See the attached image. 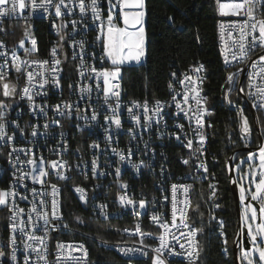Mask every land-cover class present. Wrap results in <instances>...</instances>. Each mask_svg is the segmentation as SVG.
I'll list each match as a JSON object with an SVG mask.
<instances>
[{
    "label": "built area",
    "instance_id": "1",
    "mask_svg": "<svg viewBox=\"0 0 264 264\" xmlns=\"http://www.w3.org/2000/svg\"><path fill=\"white\" fill-rule=\"evenodd\" d=\"M65 2L68 8L61 6L64 15L60 17L56 16L54 7L59 0H52L51 5L47 4L46 0H35L36 7H33V0H25L23 10L17 4L15 12L9 11L0 16V43L3 44L0 53L5 54L0 55V72L4 74V79L0 80V101L8 105L0 109L3 113L0 123L5 125L7 133L4 140H0V191L18 193L15 201L18 208L24 209V213L17 214V227L23 226L26 232L34 231L36 236L42 237L41 243L39 240H28L27 236H21L18 230L16 233L12 232L10 218L13 213L9 211L12 197H9V205L0 206V211L4 210L6 215V264H13L9 258L13 251V245L10 243L12 235L16 236L15 264H24L26 255L30 264H98V261L91 258L93 249L113 254L122 264H153L157 258L163 260L164 264H197V233L195 236L191 235L195 229L189 223L191 193L196 186H191L187 192L182 186H189L190 179H197V170H204L203 167H198L199 165L206 166L208 149L205 147V140L200 142V136L202 134L205 137L207 126L204 113L210 111H204L201 104L197 105L196 99L199 97L194 99L195 93L189 90L193 86L199 90L202 66L196 63L185 70L170 71L166 96L161 99L128 97L123 89L121 77L110 82L111 85H118L111 88V91L119 92V96H112L110 91L106 98L103 78L97 77L91 71L92 67L98 71H111L105 57L103 62L100 59L104 53L101 42L97 40L98 22H93L90 10L81 16L79 0ZM100 2L103 5L102 15L106 19L107 0ZM237 2L240 0H220V3L228 4ZM85 3L89 4L90 0H85ZM7 7L10 9L11 4ZM69 9L72 10L71 14H68ZM246 10L247 7L237 16H221L223 28L220 48L224 51V64L230 70L228 77L232 76V80L228 79V82L235 84L237 81L240 86L245 81L246 93L239 87V94H244V101L250 111H253V115L255 111H260L264 117V107L261 106L264 105V94L261 93V89H264V62L259 61V57L264 55V48H255L247 57L241 56L239 48L240 26L247 20L244 15ZM115 11L118 13L119 9ZM262 11L264 8L256 4V20L264 19ZM73 20L77 22L75 29L71 23ZM9 22H19L26 26L25 36L13 45H8L3 38L5 24ZM116 23L117 26L124 27L122 16H118ZM62 24L66 27H61ZM40 25L44 26L48 35L44 51L34 36ZM256 34L258 35V32ZM61 36L64 37L63 40ZM32 39L36 40L35 49L31 44ZM81 41L85 49L83 52L79 43ZM53 48L56 49L55 55L52 54ZM13 53L20 61L28 62L22 66L20 72L13 66ZM55 60L60 61L59 65L54 63ZM34 61L36 63H33ZM44 61L48 63L43 64ZM140 63L142 56L138 61V64ZM253 63H256V67L252 66ZM69 67L70 73L64 71ZM81 71L83 75L80 74ZM28 72L34 76L31 85L27 79ZM53 76L58 79V86ZM241 77L243 80L239 82L237 79ZM45 78L48 83L41 88L39 85ZM4 83H8L10 88L15 87L13 95H3ZM25 87L31 89L33 106H30L29 100L24 96ZM186 93L189 96L187 103L184 101ZM177 104H180L181 108H177ZM57 105L59 111L56 110ZM65 105L71 107L66 108ZM157 107L161 109L159 113L156 111ZM41 108L44 109L43 112L40 111ZM113 109L121 121L120 127H116L111 119L114 115ZM129 109H132L131 113ZM93 114L96 115L95 120L91 118ZM133 116L139 117V123ZM106 117L109 119L106 120ZM198 118L202 121V127L197 124ZM241 118L239 140L244 146L242 149H250L253 142L252 133L250 128L247 134L241 131ZM33 129L37 131L36 136L32 135ZM256 131L259 132L257 129ZM8 136L13 139L9 141ZM189 140L193 142L191 148L187 146ZM258 147H264L262 139ZM184 149H192L193 157H184ZM121 155L124 156L123 160L120 159ZM234 155L235 152L230 155L228 162H233ZM40 157L46 162L63 163L64 167L60 171L65 178H59L46 164L49 175L44 178V185L33 183L30 176L23 180L18 179L24 172L31 171L27 160L35 158L39 161ZM94 160L97 165L95 173L92 171ZM185 160L188 161L187 164L183 162ZM117 169L120 170L119 174ZM232 173L237 188L234 167ZM203 182L205 195H211L212 177L207 171L205 180H197V185ZM22 184L27 187H22ZM53 184L58 189L55 196L52 195ZM173 184L181 186L177 188L178 207L186 212L189 227H184L179 216L177 226H171ZM77 187L84 190L83 201L80 199L81 194L75 191ZM31 189H36L35 197ZM40 193L44 195L41 196ZM66 193L76 200L78 210L84 217L76 216L75 220L80 223L79 226L66 221L63 211ZM21 195L27 196V199H21ZM121 196H124L126 201L131 199L134 203L127 204L125 201L122 204ZM41 199L46 201L43 207L40 206ZM53 199L57 202L56 214L59 218H53L51 215ZM185 200L189 202V207H185ZM33 201L38 212L49 213L48 225H44L37 213H31ZM140 201L145 202L144 208L139 207ZM257 204L260 206V202ZM206 211L211 223L221 227V221L214 214V210L206 206ZM29 213L32 215V223H28ZM154 215L159 217L158 221L153 220ZM21 219L25 221L24 225H20ZM165 221L170 225L167 230L160 226ZM114 223L117 225L110 226ZM90 225L100 226V232L89 231ZM105 228L110 229L112 235L118 236V240L102 238L100 233ZM161 236L164 237L165 244L162 248ZM25 244H31L33 247L25 249ZM58 245L63 247L58 248ZM80 245H83V248H80ZM157 248L161 249L160 253L155 251ZM189 252L193 254L190 256ZM41 256H46V259H40ZM238 258L241 260L239 251Z\"/></svg>",
    "mask_w": 264,
    "mask_h": 264
},
{
    "label": "trees",
    "instance_id": "2",
    "mask_svg": "<svg viewBox=\"0 0 264 264\" xmlns=\"http://www.w3.org/2000/svg\"><path fill=\"white\" fill-rule=\"evenodd\" d=\"M214 2L215 0H144L146 50L143 62L122 66L121 79L128 97L161 99L166 96L170 71L185 70L196 63L202 66L201 87L207 100V111H210L205 125V147L208 149L206 167L215 186V195H205V182L197 185V180H205V171L202 178L193 179L191 186L196 187L191 193L189 223L198 230L197 264H234L232 248L237 234V218L226 164L230 155L235 152V168L239 160L248 153L242 150L244 146L239 140L241 111L251 130V147L254 149L258 148L260 142L256 129L264 146V117L260 111H255L253 115L239 94V87L246 93L245 81L240 86L237 81L235 84L228 82L230 70L221 61L218 50ZM24 27L26 26L19 22L6 23L3 34L6 43L13 45L21 40L26 34ZM34 36L44 51L48 38L44 26L40 25ZM64 71L70 73L71 69L65 68ZM206 206L214 210L218 219L223 221L221 227L211 223ZM63 211L69 224L79 226L76 216L84 218L78 210L76 200L68 193L64 195ZM99 227L90 225L88 230L100 232ZM100 236L107 240H118V236L112 235L108 228ZM227 241L230 246L225 250ZM0 242V251L5 256L3 262L6 264L8 246L4 210L0 211ZM91 258L98 261V264H122L113 254L98 249L92 250Z\"/></svg>",
    "mask_w": 264,
    "mask_h": 264
},
{
    "label": "snow or ice",
    "instance_id": "3",
    "mask_svg": "<svg viewBox=\"0 0 264 264\" xmlns=\"http://www.w3.org/2000/svg\"><path fill=\"white\" fill-rule=\"evenodd\" d=\"M47 4H52V0H46ZM108 3V12L106 19L102 15L103 12V5L101 4L100 0H90L89 4L85 3V0H79V11L81 16H84L87 14V12L90 10L92 13L93 22L97 23V29L99 31V35L97 36V40L101 42L102 49L104 55L101 56V62H103L104 57L106 56L108 60L111 61V64L114 66L121 65L125 62V60H137L139 61L140 57L144 55V26H143V18H144V0H107ZM218 7H219V14L221 16H228L233 15L237 16L240 15L241 11L244 10L247 7V10L244 12V15L247 17V20H245L244 24L240 26V52L242 57H247L249 52L254 50L255 48H264V19H261L259 21L256 20L255 17V5L260 4L262 8H264V0H240V2L237 3H220V0H217ZM11 4V8L9 9L7 5ZM17 4L19 5V8L23 10L25 8V0H0V16L5 15L9 11L15 12L17 8ZM61 6L64 8H68L67 3L65 0H59V3L55 4V14L57 17H60L64 15V13L61 10ZM33 7H36L35 0H33ZM119 9V12L117 13L115 10ZM125 9H137L138 11H125ZM72 10L69 9L68 14H71ZM264 15V11L261 13ZM118 16H122L123 25L124 27L117 26L116 20ZM251 21V23H249ZM73 29H75L76 21L73 20L72 22ZM55 26V25H54ZM61 27H66V25H61ZM221 28H223V24H221ZM60 29H58L59 33ZM258 32V35L256 34ZM251 37L249 40L248 38ZM64 37L61 36V40H63ZM81 52H83L84 44L83 41L79 42ZM31 44L33 46V49L36 47V40L32 39ZM3 47V44L0 43V48ZM21 47H23V42H21ZM27 52L28 50L25 49ZM52 54H56V49L53 48ZM0 55H5L4 53H0ZM236 58L235 55L233 57ZM19 61V63H17ZM260 62H264V55H261L259 57ZM13 62L14 67L16 68L17 72L22 71V66L26 65L27 61H20V58L13 53ZM83 57H81V63L83 64ZM33 63H36L35 61ZM43 64H47L48 61L42 62ZM54 63L56 65H59L60 61L55 60ZM253 67H256V63H253ZM200 69H196V71H199ZM53 71H57V69H53ZM91 71L96 74L97 77L103 78V85H104V92L105 97L107 98L109 95V92L111 91V88L118 87V85H111L110 82L112 80H115L119 74L120 70L118 67H116L114 70L109 71L107 69L98 71L95 67L91 68ZM242 71V70H241ZM83 75V71L80 73ZM4 79V74L0 72V80ZM27 79L29 85L32 84V81L34 79L33 73L28 72L27 73ZM187 80H191L190 77H186ZM229 81L232 80V76L230 75L228 77ZM53 80L55 83L59 84L58 79L53 76ZM48 83L47 78L44 79L42 83H40V87L43 88L45 84ZM183 83V81H181ZM99 86V85H98ZM190 91L195 93L194 99L196 97L200 96V92L196 86H193L189 89ZM243 91V89H241ZM16 89L13 86L12 88L9 87L8 83L3 84V95L5 97L11 96L15 93ZM24 96L27 97L29 100L30 106H33V96L31 95V89L30 87L23 88ZM261 93L264 94V89H261ZM40 94V93H37ZM112 96H119V92L111 91ZM23 98V97H22ZM203 98L196 99V104L200 105ZM189 100V96L187 93L184 95V101L187 103ZM159 103V102H158ZM264 107V105H261ZM8 105L0 101V109L6 108ZM66 108H70V105H65ZM117 107L119 105L117 104ZM177 108H181L180 104H177ZM56 110L59 111V105L56 106ZM183 110V109H181ZM41 112L44 111L43 108L40 109ZM145 111L147 112V107L145 105ZM157 113L161 111L159 107L156 109ZM129 112H132V109H129ZM113 117L111 118L113 123L116 125V127H120L121 121L117 115H115V109H113ZM186 114V113H185ZM210 114V113H209ZM3 113L0 112V118H2ZM242 128L241 131L245 134L249 133V127L247 119L243 117L242 111ZM93 120L96 119V115L93 114L91 117ZM133 118L139 123V117L133 116ZM109 119L106 117V120ZM197 124L199 126H203L201 119H197ZM45 128H47V124L45 125ZM7 133L5 132V125L3 123H0V140H4ZM32 135L36 136L37 131L33 129ZM7 139L11 141L13 139L12 136H8ZM179 139V137H177ZM205 140V137L201 134L200 136V142L203 143ZM192 141L189 140L187 146L191 148ZM98 147V145H97ZM13 151H16V149H13ZM23 151V150H21ZM199 151V149H197ZM256 153H249L248 160L253 161L256 158ZM259 164L252 166L250 165V172L247 174L250 176V183L254 184L255 191H252L251 188L245 189L243 185L240 187V201L243 205L246 200V191L250 193L251 200L253 201H259L260 207L257 209L254 207L251 203H248L244 205L245 211L244 215L242 217L244 224L247 227L248 235L251 238V243L253 245L251 250H243V254L245 258L248 261V264H264V222L257 224L255 230L253 229L252 225L254 222L257 221L258 213L261 218H264V147L260 148L259 154ZM18 159V158H17ZM120 159L123 160L124 156L121 155ZM11 163V161H9ZM185 164L188 163L187 160L183 161ZM28 165H31V171L30 172H24L21 177L18 179L23 180L27 177H31L33 183H40L41 185H44L46 183L45 177L49 175V172L46 170L45 165L48 164L50 168L56 172L57 176L61 179L65 178L60 171L64 167L63 163H60L58 161H50L46 162L43 157L39 158V161L35 158H30L26 162ZM243 163V162H242ZM15 167V165H13ZM96 161L94 160L92 162V171L93 173L96 172ZM134 167H138L137 165H134ZM198 167H203L204 171H207V167L203 164L199 165ZM117 174H119V169L116 170ZM258 177V179H257ZM235 183V181H233ZM22 187H27L26 185H21ZM181 187L178 185L173 184L172 185V224L171 226H177V218L179 216L180 222L184 224V227H189L187 224V214L186 212L178 207V201H177V188ZM185 189V192H187L188 188L191 186H182ZM211 188H214V185H210ZM52 188V195L55 196L58 193V189L56 188V185H51ZM76 192L80 193V199L83 201L85 199L84 190L82 188L77 187L75 189ZM33 197L37 195L36 189H31ZM18 195L16 191L8 192V191H0V206H8L10 201L9 197H12L11 200V207L9 208V211L13 213V216L10 218L12 220V223L10 225L12 232L16 233L17 230L20 232L21 236H27L28 240H39L42 243V237L36 236L34 234V231L32 233H28L25 231V227H17L16 223V216L18 213H24V209L18 208V205L16 204L15 197ZM41 196H43V193H40ZM212 195H215V191L212 192ZM21 199H27V196L21 195ZM167 199V198H165ZM121 203L123 204L126 201V198L124 196L120 197ZM127 204H133L134 202L131 199H127ZM185 204V207H189L190 204L187 200L183 202ZM46 204V201L43 199L40 200V206L43 207ZM139 207L144 208L145 202L140 201ZM250 210V214H249ZM57 212V202L55 199L52 201V212L51 215L53 218H59L56 214ZM31 213H37V216L39 219H42L44 222V225H48L49 223V213L47 211L40 213L38 212V208L35 205V202L33 201V207L31 209ZM31 213L28 214V223H32V215ZM153 220L158 221V216H153ZM20 225H24L25 221L20 220ZM223 224V221L220 222ZM161 227H163L165 230H167L170 225L165 221L160 224ZM35 227V226H34ZM139 231V227H138ZM196 231L194 230L191 232V235L195 236ZM260 238L259 240L257 238ZM161 241V248L165 246L164 244V237H160ZM226 242V241H225ZM10 243L13 245V251L10 255L11 261H13V264H15L17 260L16 256V236L12 235L10 237ZM25 249L32 248L33 246L31 244H25ZM58 248H62L63 245H58ZM181 247H183V244H181ZM80 248H83V245H80ZM34 251H39V249H33ZM160 248L155 249L157 253H160ZM193 253L189 252V255L191 256ZM251 254H258V259H254ZM86 255V252H85ZM4 256L3 252H0V264H4L2 258ZM40 259H46V256H41ZM24 264H30L29 257L26 255L24 258ZM153 264H164L163 260L157 258L154 260Z\"/></svg>",
    "mask_w": 264,
    "mask_h": 264
},
{
    "label": "rangeland",
    "instance_id": "4",
    "mask_svg": "<svg viewBox=\"0 0 264 264\" xmlns=\"http://www.w3.org/2000/svg\"><path fill=\"white\" fill-rule=\"evenodd\" d=\"M144 13H145V12H144ZM259 20H261V19H257V21H259ZM144 22H145V15H144ZM143 26H144V24H143ZM105 59H106V61H107V64L109 65L111 71L114 70L116 67L119 68V70H120V74H119L118 77H121V67H122L123 64H125V63H123V64H121V65L114 66V65L111 64V61L107 59L106 56H105ZM244 118H245V117H244ZM241 120H242V118H241ZM260 148H262V147H259V148L255 149V150H253V151L248 152L247 154H245V155L239 160V162L235 165V168H234V173H235V175H236V178H237V180H239V182L237 183V190H238V196H239V202H240V220H241V225H242L243 227H245L246 229H247V227H246V225L244 224V221H243V219H242V217H243V215H244V211H245V207H244V205H246V204H245V202H244L243 205L241 204V201H240V187H241V185H243V187H244L246 190L249 189V188H251L252 191H255V186H254V184H251V183H250V176L247 175V174L250 172V165L255 166V165H258V164H259L258 154H259V150H260ZM249 153H256V154H257V155H256V158H255L253 161H249V160L247 159ZM242 162H243V163H242ZM257 179H258V177H257ZM245 194H246V200L249 199L250 201H253V200H251V195H250V193H248V192L246 191ZM246 200H245V201H246ZM253 202L258 203V201H253ZM253 206H254V205H253ZM254 207H255V206H254ZM259 207H260V206H259ZM249 214H250V210H249ZM262 222H264V218H261V217L259 216V213H258L257 221L254 222L253 225H252L253 229L255 230L257 224L262 223ZM247 232H248V230H247ZM248 238H249V241H250V243H251V238L249 237V235H248ZM257 239L259 240L260 238L258 237ZM224 242H225V238H224ZM229 246H230V244H229V242L227 241L226 245H224V249L226 250L227 248H229ZM1 247H2V243L0 242V248H1ZM252 247H253V245H252V243H251V248H250L249 250H251ZM242 249H243V248H241V249L239 250L240 258H241V260L243 261L244 264H248V261H247V259L245 258ZM243 250H244V249H243ZM0 252H3V251H0ZM251 255H252V257H253L254 259H258V254H251ZM4 258H5V256H3L2 260H3Z\"/></svg>",
    "mask_w": 264,
    "mask_h": 264
},
{
    "label": "water",
    "instance_id": "5",
    "mask_svg": "<svg viewBox=\"0 0 264 264\" xmlns=\"http://www.w3.org/2000/svg\"><path fill=\"white\" fill-rule=\"evenodd\" d=\"M145 50L146 49L144 48V53H145ZM242 80H243V77H241L239 79V82H241ZM240 95H241L242 99L245 100L244 94L240 93ZM258 137H259L260 143H261V137L259 135V132H258ZM242 150L243 151H247V152H251V151H253L255 149L250 148V149H242ZM232 169H233V162L230 160L228 162V173H229V178L232 180V184H233L232 196H233V199H234L236 218H237V236H236L235 241L233 243L232 252H233L234 264H241V261L238 258V251L241 248H243L244 250H249L251 248V243H250L249 238H248L247 229L241 225V220H240V202H239V196H238V191H237L236 185H235V183H233V181H235V180H234V176H233V173H232ZM248 203H251L257 209H259V205L257 203L247 199L245 201V204H248Z\"/></svg>",
    "mask_w": 264,
    "mask_h": 264
},
{
    "label": "bare ground",
    "instance_id": "6",
    "mask_svg": "<svg viewBox=\"0 0 264 264\" xmlns=\"http://www.w3.org/2000/svg\"><path fill=\"white\" fill-rule=\"evenodd\" d=\"M143 11L145 12L144 9H143ZM214 16H215V19H216V31H217V38H218L219 55L221 57V61L224 64V51L222 50V48H220V42H222V29H221L222 17L219 14L217 0H215V2H214ZM143 24H144V18H143ZM144 45H145V41H144ZM143 56H142V62H143ZM224 65L226 66V64H224ZM202 80H203V70H202V77H200V83H199V92H200L199 98H203L202 101H201V107H203L204 111H207V100H206V97L204 96V94L202 92V87H201ZM207 114L208 113H204L205 125H206ZM184 157H193V150L192 149H186V154L184 155ZM226 168H227V174L229 176V173H228V161H227V164H226ZM203 173H204V170H197V178H199V179L202 178ZM192 181H193V179H190V186L192 185ZM229 184H230V191L232 193V190H233V188H232V180L230 178H229ZM212 192L213 191H211L210 197H212ZM236 236H237V234H236Z\"/></svg>",
    "mask_w": 264,
    "mask_h": 264
},
{
    "label": "crops",
    "instance_id": "7",
    "mask_svg": "<svg viewBox=\"0 0 264 264\" xmlns=\"http://www.w3.org/2000/svg\"><path fill=\"white\" fill-rule=\"evenodd\" d=\"M125 64H123V66H132V65H137L138 61L137 60H125L124 62Z\"/></svg>",
    "mask_w": 264,
    "mask_h": 264
}]
</instances>
